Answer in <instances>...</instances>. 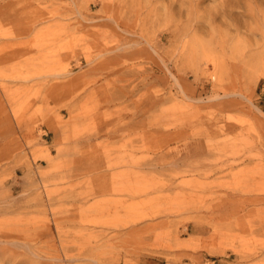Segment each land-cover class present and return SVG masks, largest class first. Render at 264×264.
I'll return each mask as SVG.
<instances>
[{"label": "rangeland", "instance_id": "rangeland-1", "mask_svg": "<svg viewBox=\"0 0 264 264\" xmlns=\"http://www.w3.org/2000/svg\"><path fill=\"white\" fill-rule=\"evenodd\" d=\"M0 264H264V0H0Z\"/></svg>", "mask_w": 264, "mask_h": 264}]
</instances>
